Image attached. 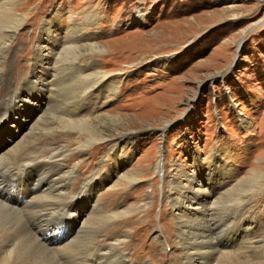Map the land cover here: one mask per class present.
Wrapping results in <instances>:
<instances>
[{"label":"rangeland","instance_id":"1","mask_svg":"<svg viewBox=\"0 0 264 264\" xmlns=\"http://www.w3.org/2000/svg\"><path fill=\"white\" fill-rule=\"evenodd\" d=\"M15 28L14 36L3 37L5 29ZM73 40L92 44L86 54L99 70L88 73H107L109 79L84 102L78 119L68 121L60 115L63 103L77 98L86 79L61 84L50 110L47 82L60 62V73H74L67 67L73 55L64 53ZM5 43L0 155L45 114L53 128L42 131L40 124L36 132L45 134L33 148L49 157L64 144L62 171H76L71 214L48 235L50 244L62 238L53 250L62 249L59 244L96 206L102 235L121 231L133 237L132 263L185 264L174 236L182 208H172L175 193L196 195L197 201L186 202V209L193 202L190 215L248 197L240 226L223 243L235 250L245 238L264 239V0H0V45ZM113 84L115 94L105 99ZM9 96L14 100L8 106L3 101ZM87 118L92 122L83 123ZM100 126L108 136L102 142ZM118 133L131 136L119 141ZM51 144L57 150H48ZM36 177L11 186V193L19 192L12 201L18 202L23 188L39 196ZM116 206L124 217L106 218ZM5 215L2 222L16 218ZM124 218L127 224H120ZM21 241L20 252L29 258L34 244ZM57 255L38 261L54 264ZM229 257L238 262V256ZM259 260L264 258L238 263Z\"/></svg>","mask_w":264,"mask_h":264},{"label":"bare ground","instance_id":"2","mask_svg":"<svg viewBox=\"0 0 264 264\" xmlns=\"http://www.w3.org/2000/svg\"><path fill=\"white\" fill-rule=\"evenodd\" d=\"M14 30H17V28L5 29L2 32L3 37L7 39L11 38L14 36ZM77 31L76 27L71 29L73 34H76ZM47 32L49 33L48 38L51 40L54 33L50 32L49 27ZM77 44H80V47ZM91 45L81 44L78 40H73L71 44H68L64 53L73 55L67 67H71L74 73H60L63 72L61 71L62 69L65 71V66L60 62L55 67L52 80L47 82L52 86L49 94L50 110L51 104H55L54 102L58 103L56 100L59 97L58 93L61 90V84H65L71 78L86 79L77 98L64 102V108L61 107L63 110L60 111L62 113L60 115L68 121L78 119L77 117L83 108L84 102L90 96L98 94L101 91L102 85L109 79L107 73H88L99 70L96 60L87 57L88 54H86L94 50L90 49ZM100 49V51H103L102 48ZM5 50L6 43L0 45V79L4 77L2 71L5 63L1 56ZM48 50H50V54L52 55V50L49 48ZM82 50L86 52L84 53ZM40 55L45 54L41 53ZM114 87L116 86L113 84L108 89L105 99L115 94ZM0 91L2 90L0 89ZM12 99L14 100L12 97H5L3 102L9 106V104L13 103ZM19 101H21V98ZM43 115L44 117L39 118L36 125L26 133V137H23L20 143L17 142L12 146L6 155H0V217L3 215L5 217V214L8 213L16 214L15 219H8L5 222L1 221L4 217L0 218V264H43L42 261V263L40 260L38 261L40 256L47 255L53 257L56 254L58 255L54 257L57 258L54 264H134L132 262L136 260L135 257L137 256L135 252L131 253L130 251V246H132L131 238L133 237L121 231L107 232L102 235L98 226H95L101 212L96 206H93L94 208L92 207L93 209L86 215L87 217L82 226L76 228L70 238L59 244V246H63L61 250H53V245L62 241L61 237L55 236L54 244H50L47 241L48 238L52 239L48 235L54 232L55 224L59 223L58 221L62 217L70 216L71 214L70 207L73 198L70 196V188L76 171L74 169L69 173H63L64 171H62L63 168L58 159L60 157L64 158L68 152L64 144L61 145V149L59 150H57V145L51 144L47 149L57 151L53 152L49 157L45 156V153L42 151L38 152L33 148L34 143L45 134L43 132L40 134L36 132L38 126L41 124L42 131L43 129L53 128L54 121H48V117L45 114ZM82 121L87 124L91 123L92 119L87 118ZM96 128L98 140L100 142L105 141L108 138L104 134L106 129L102 128V126ZM39 130L41 131V129ZM129 136H131L130 133H118L117 140L124 141ZM77 152L83 154L84 149H78ZM31 174L37 176L35 182L40 190V195H35L32 190L28 192L26 188H23L17 199L18 202L12 201L11 195L16 196V193L19 192L12 190L11 193V186L15 188L19 182L20 188L23 185L22 181L24 177H31ZM133 180L135 181L136 179ZM133 180L130 179L132 182ZM86 186V184L83 186L81 193L84 192ZM174 195V197H172L173 195L171 196V199H174L171 204L172 208H183H181V211L178 210L180 216L177 217V228L174 236L178 244L185 250V264H221V262L222 264H239L238 262H242L243 260L252 262L254 259L264 258V239L254 240L244 237L246 241L240 243L242 245L237 249L235 248V250L230 243H223L226 239L230 242L231 235L234 236L235 230L240 226L244 213L243 209L240 208L247 204L248 197H243L239 205L236 206L230 205L222 210L215 208L212 211H208V208H206L204 213L202 212V215L197 211L193 215H190L186 210H189V207L192 206L191 204L197 201L196 195L187 196L185 193H175ZM190 200L194 201L191 204L189 203L190 205L186 209V202ZM118 208L119 206H116L115 211L106 215V218H123L125 214L120 211L117 212ZM122 221L124 225L127 224V218L120 220L119 223H123ZM160 237L161 235L158 234L157 238ZM24 238L31 240L34 244L35 253L33 252L32 255L30 252L32 256L29 258H24L25 256H22V252H20V243H24L21 241ZM99 238H102L101 242ZM230 255L238 256V262L235 259L232 261L226 260L231 258L229 257ZM221 256L225 257L221 259ZM139 264L146 263L139 262ZM257 264H264V261L259 260Z\"/></svg>","mask_w":264,"mask_h":264}]
</instances>
